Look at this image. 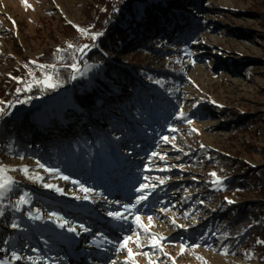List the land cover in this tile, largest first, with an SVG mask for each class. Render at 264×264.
<instances>
[{
    "label": "rangeland",
    "instance_id": "rangeland-1",
    "mask_svg": "<svg viewBox=\"0 0 264 264\" xmlns=\"http://www.w3.org/2000/svg\"><path fill=\"white\" fill-rule=\"evenodd\" d=\"M152 1L147 23L144 4L137 20L119 18L131 40L114 57L120 68H82L81 76H99L111 88L104 115L85 114L71 96L64 100L66 91L54 93L47 106H55L59 127L34 131L26 148L10 138L0 145V168L12 180L0 190V264H262L250 242L222 227L232 204L260 198L249 185L230 192L223 181L227 164L235 175L264 167V0ZM99 7L100 0H0V90L9 80L20 85L12 98L0 95V120L34 86L53 88L51 75L39 78L40 56L72 47L69 25L87 35L80 51L94 45L101 32L90 16ZM171 9L183 18L173 19ZM186 29L192 34L184 39ZM137 64L142 70L127 81L122 67ZM148 91L150 102L141 96ZM36 119L46 121L44 112ZM90 123L104 135L95 138ZM134 124L150 142L130 134ZM75 127L88 143L104 146L115 137L132 182L122 189L114 183L109 193L62 168V152L36 154L42 137L75 134ZM141 196L147 198L137 203ZM43 228L57 239L48 251L20 234Z\"/></svg>",
    "mask_w": 264,
    "mask_h": 264
},
{
    "label": "trees",
    "instance_id": "trees-1",
    "mask_svg": "<svg viewBox=\"0 0 264 264\" xmlns=\"http://www.w3.org/2000/svg\"><path fill=\"white\" fill-rule=\"evenodd\" d=\"M100 1L101 7L96 9L94 16H90L92 25L96 30H100L101 32L98 38L94 40V45L87 52L80 51V45L86 43L87 35L78 34V31L72 25H69V27L71 26V31H68V33L73 32V35H68L73 41L72 47H63L59 51H46L40 56L42 68L37 71L40 75L39 78L41 79V77L47 74L51 75L54 84L53 88H48L40 83L34 86L29 93H26L28 95L19 98L16 105L0 120V145L6 138H10V140H13L15 146L26 148L27 139L35 136L34 131L38 129L47 131L52 126L61 125L62 119L56 111L55 106H47V97L54 93L66 91L63 97L64 100L71 96V106L83 109L85 114H97L99 116L105 114L101 105L108 99L111 88L99 76L88 79L85 75L81 76L82 68L87 62L104 64L106 66V73L120 68L119 65L114 63V57H118V54L126 48L131 40H127L128 32L121 26L119 18L125 17L124 15L128 13L130 16L129 20H137L136 17L140 9L139 4H144L145 14L141 20L145 24L151 16L147 10L153 1ZM159 1L161 3H168L170 0ZM170 15L175 20L176 18H183L179 12H175L173 9L170 10ZM158 23L160 24L161 22L159 21ZM190 34H192L190 29L182 31L184 39L189 37ZM76 64H80L81 68L79 70L73 69ZM122 69L124 77L129 82L133 81V75H137L142 70L140 64L130 67L123 66ZM144 73H150V70L144 71ZM90 81L91 83H89ZM19 87L20 85L15 80L6 81V84L1 87L0 95L3 98H12ZM80 87H82L83 92H80ZM149 92L151 91L144 92L141 96L150 102L151 94ZM154 105V109L158 110V104L154 102ZM41 112H44L46 121L39 122L36 119L37 115ZM65 116L67 117V115ZM161 116L159 112L158 114L156 113L154 118L160 120ZM109 121L111 124H115L110 118ZM235 121H239L240 126L248 124L243 119ZM153 124L154 122L151 121L150 126H154ZM157 124L158 130L154 129L156 132L164 127L163 121ZM90 126L95 134V138L104 135L101 127H98L95 123H90ZM133 126L130 134L150 142L148 136L144 137V133L138 124H134ZM76 128H74L75 134H68L65 137H42L41 141L37 143L40 145L39 147L36 143L33 145L36 148L34 149L36 154L40 155L43 159H47L53 151L62 152V156L64 155L63 158H65L64 163H62L64 167L62 168L68 170L70 173L78 174L82 179L90 180L92 185L98 188H105L109 193L112 192L111 185L114 183H117L122 189L127 186L128 181L132 182V170L129 161H126L128 157L120 150V142L115 137L107 139L106 145L101 146L98 140L94 143L85 141L88 138L87 134L83 133L81 129ZM226 167L227 173L223 182L230 192L237 191L239 188H246L249 185L260 195V198L249 204L241 201L232 204L229 209L224 211L226 225L222 228L229 230L232 239L238 240L241 243L250 242L262 264H264V167L255 171H244L242 174L237 175L234 174L236 172L234 164H227ZM60 210L63 212L67 211V209ZM84 217L85 215L78 214L74 218L81 220ZM20 234H26L27 240H35V244L42 251H48L47 247L53 244V240H57L51 236V233L46 228L37 229V231L29 229V232H20ZM54 244L60 247V249L62 248L58 245L59 243Z\"/></svg>",
    "mask_w": 264,
    "mask_h": 264
},
{
    "label": "snow or ice",
    "instance_id": "snow-or-ice-1",
    "mask_svg": "<svg viewBox=\"0 0 264 264\" xmlns=\"http://www.w3.org/2000/svg\"><path fill=\"white\" fill-rule=\"evenodd\" d=\"M93 39H95V37H93ZM69 47H71V45H69ZM44 83H49V82L48 81H44ZM49 86H54V85H51L49 83ZM17 91H19V89ZM0 111H3V109H0ZM165 140H167V137H165ZM153 155H156V153H153ZM41 167H43V165H41ZM213 175H215V173H213ZM65 179H67V177H65ZM10 183H12V180H11L10 177L7 176L6 170H4L3 168H0V190L6 188ZM145 187H147V186L146 185H142L140 188L137 189V191H143ZM85 191H88V190L85 189ZM146 198H147L146 196L139 197L138 200H137V203H139L140 200H143V199H146ZM21 202H23V200ZM109 215H114L117 218H119L121 216L120 213H109ZM150 221H151V217H149V222ZM12 227H17V225L13 224ZM69 230L70 231H74V229H71V228ZM145 230H147V228H145ZM153 241H154V244H155V237H153ZM125 246H126V244H125ZM181 251L183 252V248H182ZM128 253H129V256L133 255L131 249H128ZM145 255H147V254L145 253ZM15 258L19 259V257H15Z\"/></svg>",
    "mask_w": 264,
    "mask_h": 264
}]
</instances>
